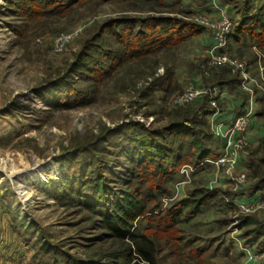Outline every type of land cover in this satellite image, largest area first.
Masks as SVG:
<instances>
[{"label":"rangeland","instance_id":"1","mask_svg":"<svg viewBox=\"0 0 264 264\" xmlns=\"http://www.w3.org/2000/svg\"><path fill=\"white\" fill-rule=\"evenodd\" d=\"M246 2L0 0V264H135L137 243L144 242L153 248L155 264H264V255L251 259L245 247L264 253V237H255L264 228V205L240 212L232 201L242 191H234L229 180L218 187L212 175L222 174L212 163L172 162L175 142L182 139L167 138L165 128L190 116L195 106H176L173 98L194 81L212 86L221 75L238 78L228 66L211 63L204 50L211 30L136 55L109 23L131 21L137 29L146 20L194 24L197 14L215 17L225 3L233 6L228 14L236 21ZM251 3L259 8L264 0ZM81 25L83 32L62 52L52 50L55 34ZM228 50L260 75L264 49L235 43ZM236 82L234 89L224 86L247 99ZM256 95V121L264 127V90ZM149 140L169 146L165 168L176 171L173 180L157 173L158 155L144 148L146 156L138 160ZM247 160L245 191L264 198V135L252 143ZM145 164L156 169L146 171ZM189 166L197 167L190 178L182 172ZM162 181L166 194L159 199L150 201L137 190ZM203 187L235 195L230 205L216 197L190 221L168 227L164 210ZM131 202L145 208L134 220L121 210ZM185 210L182 218L190 215ZM248 216L258 223L242 225ZM112 218L135 238L110 228Z\"/></svg>","mask_w":264,"mask_h":264},{"label":"trees","instance_id":"2","mask_svg":"<svg viewBox=\"0 0 264 264\" xmlns=\"http://www.w3.org/2000/svg\"><path fill=\"white\" fill-rule=\"evenodd\" d=\"M232 1L233 0H227L228 3ZM241 17L242 19L234 25L228 36L229 49H231L232 45L235 43L242 48L247 45H255L259 49H264V4H262L261 7L256 8L255 5L251 3V0H247L241 12ZM150 21L151 20L142 21L141 27L138 29L134 24H132L135 22L131 21L124 23L120 22V20L118 19H114L109 23H113L115 25V33L119 38V42L124 43L126 47H128L126 51L130 54L136 55L147 54L148 52L157 50L159 48H166L181 44L189 40L190 38L199 36L204 31L203 27L185 22L182 19H170L166 21L158 20L156 22L153 21L152 25L150 24ZM144 23L146 24L145 26ZM218 79V83L220 85H232L231 87L235 88V82L238 78L226 79L222 78L221 75ZM194 105V110L193 112H191L192 114L190 113V116H183V118L174 121L172 125H169L165 128V131L168 134L167 138L177 135L182 139L181 142H179V140H176V146L172 150L175 157L172 161L174 164H176L175 161L177 162L178 159L181 162L183 161L182 164H189V161H191V164L194 166H198L202 162H204L205 164H209V162L206 160H215L221 154V147L219 146L218 140L215 137V134L210 125L209 117L212 112L210 110L209 95H206L204 99L199 100ZM168 147L169 146H167V144L164 142L162 144L155 140H149L145 145L141 146L142 151L137 157L138 160L141 161L144 156H146L144 148L147 153L148 151H150L153 154L158 155V168L149 170V166L145 164L147 166L146 171L151 172L156 169L157 173L162 177L163 181H168L171 179L173 180L175 178L174 175L176 174V171H166L165 168V159L168 157L169 153L168 151L166 152ZM179 165L180 163L178 164V166ZM249 168L252 169V164L251 166H249ZM253 175H256V172L253 173ZM146 176L147 174H145V178H143L142 181H147ZM163 181L156 187L147 186L143 189L141 186H139L137 190L140 192H147L146 199L150 201L159 199L162 194H166V186H161L163 185ZM102 189V185L99 184V193L104 192ZM234 195L235 193L227 192H223V194L221 195L220 191L205 187L197 188L193 190L190 195L175 203L167 210H164L165 213H162L163 219H166L168 221H166V225L168 227L174 226V222L176 221H190L197 214L202 213L205 209H207V204H210V202H212L216 197L225 198V201L230 205L231 203L229 197H232ZM155 207H158V205L155 204L154 208ZM187 207L190 209V215L182 218V214ZM144 209V206H140V204L131 202L129 203L127 210H121H123L128 220H134L145 213ZM107 221L109 222V227L118 231L117 233L119 235H124V237L132 240L135 238V235L131 233L129 229H125L122 227L118 229L115 226L116 223L120 221L119 218L107 219ZM257 223L258 221L255 218L248 216L244 219L242 225H252ZM124 224L126 226V222H124ZM255 237H264V228L260 227L256 229ZM141 238L147 239L145 235H142ZM251 239L252 240H250V243L246 242L245 244H251L252 241H254V238ZM144 243V245L137 243L135 250V252L137 251V261L135 262V264H155L156 261L155 255L153 253V248L148 247V244H146V242Z\"/></svg>","mask_w":264,"mask_h":264},{"label":"built area","instance_id":"3","mask_svg":"<svg viewBox=\"0 0 264 264\" xmlns=\"http://www.w3.org/2000/svg\"><path fill=\"white\" fill-rule=\"evenodd\" d=\"M216 15L211 17L212 15L206 13L197 14L193 18V22L211 30L210 45L205 43L204 48L211 63L228 66L232 72L238 75L237 87L248 96L245 99V110L236 114L230 123L219 120V118L222 119L225 111L222 104L226 102L228 95L226 87L219 83L206 86L203 81H194L187 85L182 93L173 98V103L176 106L194 105L209 95L212 112L209 117L210 125L215 137L220 140L222 149L217 159L206 161L212 163L226 181L229 180L235 184L234 191H242V195L236 196L232 201L237 209L243 213H252L264 205V198L261 193L251 195L245 191L248 185L245 165L250 155L252 124L258 109L256 94L257 91L264 90V66L259 67L260 75L256 77L253 75L252 64L248 60L231 55L228 50V36L236 21L223 8ZM85 27L86 25H81L55 34L52 38V50L55 53L62 52L71 41L83 32ZM206 74L209 73L206 72ZM204 164L202 162L198 167ZM195 170L197 167L189 166L184 167L182 172L190 178V174ZM212 188L216 189L217 186ZM245 247H247L246 253L251 259L260 258L264 255L261 250L251 252L248 246L245 245Z\"/></svg>","mask_w":264,"mask_h":264},{"label":"crops","instance_id":"4","mask_svg":"<svg viewBox=\"0 0 264 264\" xmlns=\"http://www.w3.org/2000/svg\"><path fill=\"white\" fill-rule=\"evenodd\" d=\"M222 6L221 7L223 9H225L227 12H230V11L232 12L233 6L231 4L225 3ZM237 18L238 19L236 20V23L242 19V17L240 15H237ZM210 36H211V34H210ZM210 40H211V38L209 37V39H207L208 42H205V41L204 42L208 45V43H210ZM226 90L228 93L227 98H226V104H227L226 110L224 111V113L222 115V119L219 118V120H225V123H230L234 119L236 114L241 113L245 110V96L236 97L235 95H233L234 93L232 92L233 91L232 89H229L226 87ZM257 108H258V106H257ZM252 129L253 130L251 133V141H252V143L256 144V138L257 137L260 138L261 136L264 135V127L257 124L256 117L254 118V121L252 124ZM217 140H218L219 146L221 147L220 140L219 139H217ZM245 164H246V162H245ZM212 176H213V180L216 181L218 187H225L228 184L226 182V179L222 175L215 173Z\"/></svg>","mask_w":264,"mask_h":264}]
</instances>
